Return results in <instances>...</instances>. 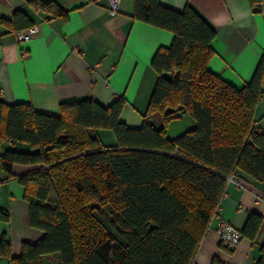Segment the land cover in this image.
Returning a JSON list of instances; mask_svg holds the SVG:
<instances>
[{
    "label": "trees",
    "instance_id": "1",
    "mask_svg": "<svg viewBox=\"0 0 264 264\" xmlns=\"http://www.w3.org/2000/svg\"><path fill=\"white\" fill-rule=\"evenodd\" d=\"M28 5L68 16L54 0ZM131 17L173 34L152 58L157 78L140 126L121 119L123 95L109 104L63 101L57 114L0 99V166L23 186L30 225L43 232L22 242L17 256L2 234L0 257L8 264H43L47 255L58 264H192L228 177L264 182V128L254 116L264 97V55L235 87L208 68L216 31L191 6L134 0ZM0 24L16 32L34 21L16 9ZM155 113L159 127L150 119ZM184 115L195 126L169 137L167 125ZM100 129L112 132L113 144L93 134ZM15 164L31 170L15 174ZM0 220H10L8 210L0 208ZM263 224L260 213L248 212L241 237L256 240ZM255 264H264V239Z\"/></svg>",
    "mask_w": 264,
    "mask_h": 264
},
{
    "label": "crops",
    "instance_id": "2",
    "mask_svg": "<svg viewBox=\"0 0 264 264\" xmlns=\"http://www.w3.org/2000/svg\"><path fill=\"white\" fill-rule=\"evenodd\" d=\"M54 1L68 11L67 18L34 11L28 0H0V17L8 18L14 10L22 9L36 28L29 41L18 43L16 32L0 24V99L6 103L31 102L37 111L57 114L63 101L93 98L109 104L123 95L127 101L123 110L139 111L138 119L133 113L127 115L134 119V125H140L157 78L152 58L161 46L170 45L173 34L134 20V0H120L115 15L108 11L109 0ZM159 1L175 10L189 5L214 28V55L208 64L212 72L235 87L251 78L264 55V0ZM254 116L257 125L264 128V97ZM125 119L128 124L130 120ZM150 119L161 126L158 113ZM188 122L193 128L194 122ZM93 134L107 139L108 145L114 143L108 130ZM10 144L6 142L1 151ZM29 170L26 165L13 166L15 174ZM0 208L10 213L8 222L0 220V236L10 237L14 256L20 254L22 242H36L42 237L43 232L30 225L23 186L15 178L7 179L1 166ZM251 211L264 219V182L243 176L228 180L220 200V217L240 230ZM213 225L212 218L192 264L256 263L264 224L256 240L242 237L232 251L221 245ZM8 263L7 258L0 257V264ZM43 264H58V259L47 255Z\"/></svg>",
    "mask_w": 264,
    "mask_h": 264
},
{
    "label": "built area",
    "instance_id": "3",
    "mask_svg": "<svg viewBox=\"0 0 264 264\" xmlns=\"http://www.w3.org/2000/svg\"><path fill=\"white\" fill-rule=\"evenodd\" d=\"M109 13L115 15L118 12L120 0H109ZM35 26L32 25L26 29L16 31L15 36L18 43L29 41L35 33ZM236 175H231L228 180H236ZM214 225L212 226L218 233L220 243L231 248H235L239 241L241 240V234L239 229H236L227 220L220 217L219 212L214 215Z\"/></svg>",
    "mask_w": 264,
    "mask_h": 264
},
{
    "label": "rangeland",
    "instance_id": "4",
    "mask_svg": "<svg viewBox=\"0 0 264 264\" xmlns=\"http://www.w3.org/2000/svg\"><path fill=\"white\" fill-rule=\"evenodd\" d=\"M131 111H132V113H133V115H134V119H138V117H141L139 111L134 110V109L131 110ZM123 113H125V114L122 115ZM127 113L132 114V113L130 112V110H125V111L123 110V112H122V114H121L123 117H121V119L124 121V119L127 117L128 120H130V121H128L129 123L127 124L125 121H124V122H125L128 126H130V127H137V126H140V125H141V124H140V125H134V121H133L134 119L129 118V116L127 115ZM136 117H137V118H136ZM123 118H124V119H123ZM125 120H127V119H125ZM188 121H193V122H194V120H193L190 116H187V115H185L184 118H183V116H182V117H180V118H176V119L172 120V121L167 125V135H168L169 137H171V138H174V137H176V136L182 134L183 132L189 130V128H191L190 126H192V125H190ZM194 126H195V122H194ZM108 131H110V130H108ZM111 133H112V132H111ZM106 140H107V139H105V138L102 139V141H103L104 143L108 144ZM5 146H7V145H5ZM24 149H26L25 146H24Z\"/></svg>",
    "mask_w": 264,
    "mask_h": 264
}]
</instances>
